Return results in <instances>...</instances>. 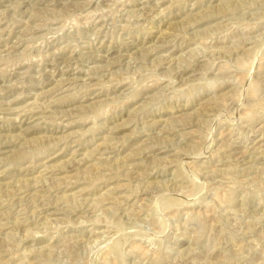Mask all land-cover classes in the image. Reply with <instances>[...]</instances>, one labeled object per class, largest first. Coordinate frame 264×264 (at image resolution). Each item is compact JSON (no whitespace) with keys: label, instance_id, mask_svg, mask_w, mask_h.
I'll list each match as a JSON object with an SVG mask.
<instances>
[{"label":"rangeland","instance_id":"1","mask_svg":"<svg viewBox=\"0 0 264 264\" xmlns=\"http://www.w3.org/2000/svg\"><path fill=\"white\" fill-rule=\"evenodd\" d=\"M0 264H264V0H0Z\"/></svg>","mask_w":264,"mask_h":264}]
</instances>
